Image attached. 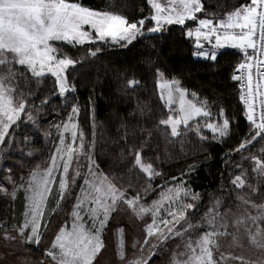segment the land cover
I'll return each mask as SVG.
<instances>
[{"label": "snow or ice", "instance_id": "6c2138e0", "mask_svg": "<svg viewBox=\"0 0 264 264\" xmlns=\"http://www.w3.org/2000/svg\"><path fill=\"white\" fill-rule=\"evenodd\" d=\"M147 3L153 10L150 21L154 22V26L147 28V33H161L167 25L183 26L187 21H195L198 26L186 32L187 37L196 41L197 51L194 55L215 61L220 49L230 47L240 50L244 60L238 64L231 79L242 81L240 100L247 109V120L254 133L240 144L237 151L245 149L257 137L264 139V0H248L223 17L206 14L202 0H167V6L159 0H147ZM197 14H205L206 18H200ZM144 24L145 19L129 22L123 15L92 9L78 0H0V146H10L15 127L23 122L22 116L26 115L28 121L36 123L29 108L30 93L21 90V81L25 82V86L29 79L39 84L51 76L60 96L75 90L70 87L66 73L78 61L61 53L56 42L75 47L93 44L97 40H110L126 46L145 35ZM203 42L211 46V51L205 50ZM98 51L90 50L88 54L95 57ZM157 74L160 77V98L168 107L167 118L159 119L158 126L170 129V137L185 135L190 122L198 118L205 119L203 127L210 130L214 138L229 135L230 121L222 108L219 110L222 121L207 122L213 119L207 100L199 101L195 93L189 94L187 89L180 86L179 80L165 79L164 73L159 70ZM138 85L139 81L135 79L127 81L129 88L135 89ZM189 95L193 98L189 99ZM47 103V99L41 100V106ZM174 104L178 105L176 113L172 108ZM140 110L143 112L144 109ZM79 111L78 106L72 107L67 121L55 125L58 144L43 168L37 165L27 177H20L18 182L9 175L11 191L0 185V194L15 199L17 193L22 192L25 201L22 222L8 225L15 234L8 232L5 222H0L5 240L15 241L19 237L21 243L39 246L50 223L46 212L56 214L61 204L72 197L77 180L81 179L82 184L79 185L70 213L71 224L64 222L58 228L45 252L51 264H94L105 247L102 233L112 214L121 205H126L141 219L151 217V222L146 226L144 245L149 244V238L156 239L150 245L147 256L134 257L127 264H148L155 255L154 250L162 242L175 237H181L182 243L171 255L170 264H228L231 260H239L240 264H264V204L252 203L251 207L256 209V215H252L246 209L237 213L231 209L221 212L222 201L215 200L201 223L193 224L186 216L189 210L195 209V204L187 201H197L199 196L184 183L160 192L159 198L151 204L141 203L149 187L145 186L143 193L137 191L130 195L129 189L124 187V183L131 186L130 180L122 183L123 177L113 173L104 174L94 158L96 125L93 122L92 137L86 143L84 132L77 122ZM200 131L201 126L197 122L195 133L199 135ZM127 138L125 133L123 139ZM200 139L206 137L200 135ZM146 144L147 141L139 146L132 145L130 154L133 159L128 174L135 176L133 170H138L150 182L160 173L152 163L142 159L141 153ZM27 155L31 157L32 153L28 152ZM249 159L254 162L255 172L264 178V149L260 155ZM8 172L10 174L11 169ZM231 183L237 188H244L243 172L236 175ZM54 189L55 207L49 209V198ZM239 199L245 205L249 203L243 196ZM165 204L169 207L164 208ZM161 209L167 213L165 218H161ZM177 225L183 230L178 229ZM120 237L119 258L123 261L122 229ZM227 237L231 238L230 246L243 248L247 244L255 259L225 256L223 253L217 257L220 241ZM138 244L140 241L133 242V250ZM139 251L143 253V246Z\"/></svg>", "mask_w": 264, "mask_h": 264}, {"label": "trees", "instance_id": "16d2710c", "mask_svg": "<svg viewBox=\"0 0 264 264\" xmlns=\"http://www.w3.org/2000/svg\"><path fill=\"white\" fill-rule=\"evenodd\" d=\"M78 2L92 9L123 15L129 22L145 19V35L126 46L123 43L98 40L93 44L75 47L63 44L61 47L64 52L78 61L66 73L68 82L75 90L63 98L58 95L51 76L44 78L39 84L29 79L25 86V82L21 81V90L26 94L30 93L29 106L34 104L33 109L40 111L38 120L42 124V132L54 131L50 126L66 119L71 108L78 105L79 125L87 139L91 140L93 122L96 125L94 158L100 169L105 174L113 173L123 177L122 183L130 180L131 186L124 183L130 195L137 191L143 193L144 187L148 186L150 190L142 200L145 203L151 202L165 185L184 180L185 186L199 196L197 201L192 202L195 209L187 213L191 221L203 217L215 200L222 201L221 212L237 207L240 204L238 195H241V188L232 185L231 180L249 167L246 160L257 157L264 149V139L257 137L245 149L237 151L240 144L250 139L254 133L247 120L246 109L239 100L237 83L231 79L242 58L241 52L234 49L223 50L218 53L215 61L196 57L194 38L186 35L187 30L193 28V21H187L183 26L167 25L161 33H147V28L154 26V22L150 21L153 10L147 0ZM202 2L206 14L221 17L248 0ZM198 17H205V14H199ZM96 49H99L97 55L91 57L89 51ZM157 70L163 72L164 77L169 80H179L181 87L187 89L189 94L195 93L199 101H208L207 106L213 119L207 122L222 121L223 117L219 115L222 108L230 121L229 135L214 138L211 131L203 127L205 119L198 118L197 121L190 122L185 135L170 137V129L158 126L159 119L167 118L168 107L160 98ZM131 79L139 81L135 89L127 86V81ZM189 97L193 98L191 95ZM42 99H47L48 103L41 106ZM140 109H144L143 112ZM22 121L13 133L12 148L17 147L15 140L20 138L18 146L21 148L28 147L38 150V153H46L48 147L45 140L37 136L30 126H24V120ZM197 122L201 126L199 135L195 133ZM181 129L183 131V126ZM149 132L152 133L151 136L148 135ZM125 133L127 140L123 139ZM200 135L206 139H200ZM30 137L33 138L29 140ZM25 138H28L27 143H24ZM144 141L147 144L141 153L142 159L152 163L160 173L150 182L138 170H133L135 176L128 174L133 159L130 154L132 145L139 146ZM43 153L32 158L15 153L12 158L14 161L23 159L24 165L19 172L24 176L34 164L45 158ZM261 182L258 189L260 194H264V179ZM22 204V196L14 203L0 197L2 220L7 223L13 216L16 219ZM61 212L59 210L51 216L41 239L43 248L50 245L54 232L62 224L65 212ZM43 248L28 244L18 250L16 257L38 263L40 259H45Z\"/></svg>", "mask_w": 264, "mask_h": 264}, {"label": "rangeland", "instance_id": "374dc122", "mask_svg": "<svg viewBox=\"0 0 264 264\" xmlns=\"http://www.w3.org/2000/svg\"><path fill=\"white\" fill-rule=\"evenodd\" d=\"M160 1H162V3L167 4V0H159V2ZM56 44H57V46L60 47V52L65 53L64 49H62L63 44H61L60 42H56ZM165 79H167V78H165ZM159 83H160V77H159L158 84ZM69 85H70V83H69ZM70 87L73 88L71 85H70ZM57 91H58V89H57ZM69 93H71V91ZM60 97L63 98L65 96H60ZM189 99H191V98L189 97ZM76 106H78V105H75L73 107H76ZM29 108L32 111V114H33V117H34V120L36 121V123L33 124L32 122L28 121L26 115H24V116H22V120H24V126H26V125L30 126L34 130V132L37 134V136L39 135L45 140V145H46V147H48V150L46 153L42 152L45 155V158H43L42 161H38L36 163V165L34 164L33 168L31 169V170H33L37 165H40V167L43 168L45 166V163L49 160L50 155L55 151V147L58 144V134H57L55 125L61 124L62 122H66L68 117L64 120H60V121H57L56 123L52 124L50 127H53L54 131L50 132L49 130H45L44 132H42V124L39 123V120H38L39 116H40V111L37 109H33L32 105H30ZM172 108H173L174 113L178 112V105L174 104L172 106ZM70 114H71V111L69 112L68 116ZM93 116H94V114H93ZM77 122L79 124L78 118H77ZM19 124L20 123H18V126H19ZM18 126L15 127V130L17 129ZM13 137H14V134H13ZM32 138L33 137H30L29 140H31ZM19 139L20 138H16V140H15V143L17 146L16 148H12V145H13L12 141H10L9 147L0 146V185L7 187L9 189V191L12 190V185L8 182V176L9 175H11L12 178L18 182L20 177H27L28 173L31 171V170H29V172L25 173L24 176L22 174H20L19 170L22 169V167L24 165V161H23V159H21L23 162H21V160L14 161L12 158L14 156V154L16 153L18 155L20 154V156L24 155L26 157H29L27 155V153L31 152L32 156L29 158L36 157L38 155H40V156L42 155V153H38L39 152L38 150L30 149L28 147H23L24 148L23 149L20 146H18V145H20ZM27 140H28V138H25L24 143H27ZM88 141H90V140L87 139V137H86V143ZM12 149H13V153L11 154ZM39 159H41V158H39ZM246 161L248 162L249 167L243 171L244 172L243 178H245V187L240 190L241 195H238V198L243 196V197L248 199L249 203L247 205H245L239 199L240 204L237 207L233 208L232 212L237 213L240 210L246 209L252 215H256V209L252 208L251 205H252V203H255L256 205L264 204V194L263 193L260 194V191L258 189L259 185L262 184L261 180L264 178H261L255 172V165H254V162L252 159L246 160ZM81 163L83 164L84 162L81 161ZM74 167H75V165H74ZM8 169H11L10 174L8 172ZM241 174H238V175H241ZM70 175H71V170H70ZM57 179H59V178H57ZM179 183H184V180L178 181L175 184L165 185L160 192L166 191L167 188L174 187ZM81 184H82V180L78 179L77 180V187L74 188L72 191V197L61 204V208L59 210L62 211L61 213L65 212V214L63 216L62 224L64 222H67L69 225L71 224L70 213L72 211V205L74 203L75 196L79 191V185H81ZM160 192H159L156 199L159 198ZM19 196L20 197L22 196L23 204H22V207L20 208V210L18 211V214H19L18 217L15 219L13 216V218L11 220H8L7 223H5V228H7L9 233H12V229L8 228V225H12V224L18 225L20 222H22V213L24 211L25 201H24V197H23L22 192H18L15 199L11 198L10 196H5L3 194H0V197H5V199H9V201L13 202V203L15 202V200ZM55 202H56V192L54 189L52 196L49 198V205H48L49 209H52L55 207ZM151 202L145 203V202H143V200H141V203H145V204H151ZM187 202L192 203L194 201H191L189 199ZM63 206H65V207H63ZM168 207L169 206L167 204H165L164 208H168ZM59 210H57V211H59ZM52 215L53 214L46 212V217H50V220H51ZM160 215H161V218H165L167 216V213L164 211V209H161ZM203 217H201V218L197 217V219L195 218V220L192 221V223L193 224L201 223ZM186 219H190V218H188L186 216ZM0 222H4L1 217H0ZM150 222H151L150 216H145L143 219H141V218L137 217L135 215V213H133L131 211V209H128L126 205H121L120 209L117 212L112 214L106 228L104 229V231L102 233V238L104 240L105 247L101 251V253L98 255L97 260L94 261V264H127V261L133 259L134 257H139L141 255L147 256V253L150 250V245L152 243L156 242L155 237H152V238H149V244L148 245L143 244V241L146 238V226ZM62 224L60 223L59 227ZM181 224H183V222H181ZM161 227H163V225H161ZM177 228L180 230H183L180 227V225H177ZM121 229L123 230V241H124V251H125V259L123 261L120 260V258H119V243H120V238H121L120 237V230ZM42 231H43V229H42ZM57 231H58V229L54 232L52 239L54 238V235L56 234ZM230 231H231V229H230ZM12 234H15V233H12ZM193 234H195V230H193ZM4 235H5L4 231L0 230V264H51L50 259L46 258V256H45V252L50 247V245L46 246L45 248H43L44 246H42L41 244L38 246V247L43 248V254H44L43 257H45V259H40L39 261H37L38 263H33V262H29V260H27L25 258L20 259V258L16 257L18 250L20 248H24L28 244L21 243L19 237H17V239L15 241L5 240ZM134 241H140V244L137 245V248L135 250H133V248H132V244ZM181 243H182L181 237H175L173 239H169L167 241L162 242L159 245V247L154 250L155 255L152 256V258L148 261V264H170L171 255L178 250V245H181ZM220 244H221V247L219 249V252L216 253L217 257L219 256L220 253H223L225 256H243L245 259H247L249 257H252L253 259H255L253 252L247 248V244H245L243 248L236 247L235 245L230 246L231 245V238L230 237L222 238L220 241ZM141 246H143V248H144L143 253H141L139 251ZM228 264H240V261L239 260H231L228 262Z\"/></svg>", "mask_w": 264, "mask_h": 264}, {"label": "crops", "instance_id": "0c3cea01", "mask_svg": "<svg viewBox=\"0 0 264 264\" xmlns=\"http://www.w3.org/2000/svg\"><path fill=\"white\" fill-rule=\"evenodd\" d=\"M160 2L162 3V1H160ZM162 4H164L165 6H167L166 3H162ZM197 15H199V14H197ZM223 16H224V15H223ZM223 16H221V17H223ZM200 18H206V17H200ZM193 22H194V26H193L192 29H194L195 27L198 26L197 23H196L195 21H193ZM194 41H195V39H194ZM203 43H204V47H205V48H208V49L211 51V46L208 45L206 42H203ZM195 45H196V41H195ZM226 49H233V48H230V47H229V48L220 49V50H218L217 55H218V53H220L221 51L226 50ZM234 50L240 52V50H238V49H234ZM195 56H196V55H195ZM196 57H199V56H196ZM200 58H204V57H200ZM204 59H206V58H204Z\"/></svg>", "mask_w": 264, "mask_h": 264}, {"label": "built area", "instance_id": "2783aa9c", "mask_svg": "<svg viewBox=\"0 0 264 264\" xmlns=\"http://www.w3.org/2000/svg\"><path fill=\"white\" fill-rule=\"evenodd\" d=\"M205 48V47H204ZM205 50H208V51H210L208 48H205ZM197 51V49L195 48L194 49V53ZM243 60H244V56H243V54H242V58H241V60L239 61V63H241V62H243ZM238 63V64H239ZM238 64L236 65V67L238 66ZM236 67H235V69H236ZM234 72H235V70H234ZM234 72H233V74H234ZM237 74H239V73H237ZM236 83H237V88H238V95H239V100H240V95H241V92H242V89L240 88V84L242 83V81H236ZM240 102H241V104H242V106L246 109V107L244 106V104H243V102L240 100ZM246 112H247V109H246Z\"/></svg>", "mask_w": 264, "mask_h": 264}]
</instances>
